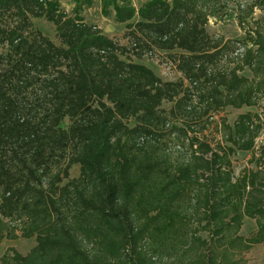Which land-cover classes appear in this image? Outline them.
I'll return each instance as SVG.
<instances>
[{
	"label": "trees",
	"instance_id": "1",
	"mask_svg": "<svg viewBox=\"0 0 264 264\" xmlns=\"http://www.w3.org/2000/svg\"><path fill=\"white\" fill-rule=\"evenodd\" d=\"M93 2L74 0L68 15L58 0H0V243L35 238L0 264H152L186 245L187 207L224 249L194 235L181 263L239 264L230 250L264 242V147H254L251 110L264 97V20L251 23L264 0L238 9L237 39L207 31L224 0H100L129 47L84 22ZM41 17L59 45L33 27ZM153 49L168 52L178 79L132 60ZM227 108L247 110L220 118V139L209 140ZM237 152L255 167L236 174ZM244 218L257 226L248 238Z\"/></svg>",
	"mask_w": 264,
	"mask_h": 264
},
{
	"label": "rangeland",
	"instance_id": "2",
	"mask_svg": "<svg viewBox=\"0 0 264 264\" xmlns=\"http://www.w3.org/2000/svg\"><path fill=\"white\" fill-rule=\"evenodd\" d=\"M61 8L68 14L72 15V10L74 7V0H58ZM146 0H131L132 4L137 8ZM253 0H224L226 3L224 10L221 11L218 17H210L208 24L206 26L207 31L212 36H222L224 39H237L243 34V30L238 26L236 14L238 9L244 7L245 5L251 3ZM81 16L84 22L87 24L94 25L98 30H100L106 36L112 38L121 45L130 46V38L126 35L125 24L117 23L113 19L112 14L105 17L100 11V0H94L91 7H86L81 10ZM135 18L134 20H136ZM259 19L264 20V9L255 8L253 12V19L251 23L258 21ZM33 27L38 29L44 36L48 37L53 43L59 45L60 42L55 36V26L48 22L45 18H32ZM247 25L245 24V27ZM6 48L0 46V54L6 52ZM134 62H139L145 64L147 67L151 68L161 79L163 80H176L180 77V74L176 71L175 64L169 57L168 52L153 49L151 51L145 52L140 59L132 57ZM246 75L250 76L248 71L245 72ZM164 107H168V103H164ZM246 108L242 109H232L227 108L223 112L213 116L212 124L204 130V135L208 137L209 140L220 139V134L218 131V122L220 118H225L229 124L233 122L235 117L244 111ZM251 110L259 112V114H264V97H262L260 104L257 108ZM68 122L65 120V125ZM251 155L246 152H237L232 156V166L235 173H239L240 170L244 168H254V164L250 162ZM79 169L78 166H72L70 168V176H78ZM187 203V202H186ZM185 203V204H186ZM187 215L191 216V220L186 224L185 241L184 246L179 245L178 249L171 250L168 252L158 253L151 258L152 264H182L188 258L187 254H183L187 244L194 237V235L201 237L206 240L211 248L222 251L224 247L218 240L221 238H215L211 234V231L202 228L203 223H199L198 217L200 212H195L193 208H186ZM257 226L254 220L249 218H244L242 226L238 232V235L248 238L256 232ZM35 245V238H21L16 239H4L0 243V257L6 251V249L13 248L21 254H26ZM144 248L148 245L144 243ZM203 248V247H201ZM230 254L227 256L230 260H237L239 264H264V242L254 244L251 248L247 250H240L235 247L233 250L229 251Z\"/></svg>",
	"mask_w": 264,
	"mask_h": 264
},
{
	"label": "built area",
	"instance_id": "3",
	"mask_svg": "<svg viewBox=\"0 0 264 264\" xmlns=\"http://www.w3.org/2000/svg\"><path fill=\"white\" fill-rule=\"evenodd\" d=\"M261 129L254 140L255 149L264 147V114H260Z\"/></svg>",
	"mask_w": 264,
	"mask_h": 264
}]
</instances>
